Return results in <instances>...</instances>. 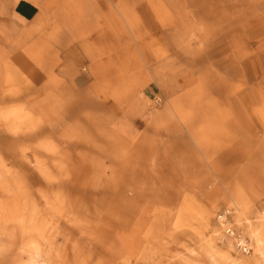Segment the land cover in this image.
<instances>
[{
    "label": "rangeland",
    "instance_id": "rangeland-1",
    "mask_svg": "<svg viewBox=\"0 0 264 264\" xmlns=\"http://www.w3.org/2000/svg\"><path fill=\"white\" fill-rule=\"evenodd\" d=\"M43 2L73 55L0 65V264H264V0Z\"/></svg>",
    "mask_w": 264,
    "mask_h": 264
},
{
    "label": "crops",
    "instance_id": "crops-1",
    "mask_svg": "<svg viewBox=\"0 0 264 264\" xmlns=\"http://www.w3.org/2000/svg\"><path fill=\"white\" fill-rule=\"evenodd\" d=\"M43 1L0 0V65L4 70L13 67L17 74L53 73L51 83L45 81L44 76L42 82L59 87L58 83L66 81L56 75L55 69L62 65V57L73 54L68 48L62 52L59 44L61 18L52 17L50 7ZM84 78L82 73L77 74L69 86L76 87L80 83L77 79ZM41 88H45V84ZM151 89L155 91L156 87ZM160 162L161 157H158L157 166Z\"/></svg>",
    "mask_w": 264,
    "mask_h": 264
}]
</instances>
